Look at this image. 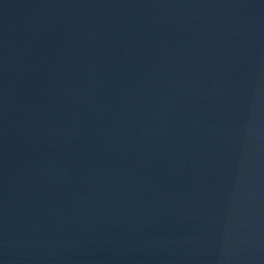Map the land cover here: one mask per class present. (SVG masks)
<instances>
[{"label": "water", "instance_id": "obj_1", "mask_svg": "<svg viewBox=\"0 0 264 264\" xmlns=\"http://www.w3.org/2000/svg\"><path fill=\"white\" fill-rule=\"evenodd\" d=\"M0 264H264V0H0Z\"/></svg>", "mask_w": 264, "mask_h": 264}]
</instances>
